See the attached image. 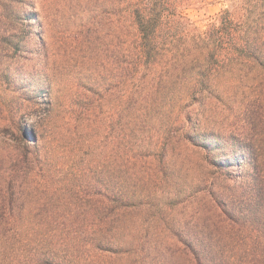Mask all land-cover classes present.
<instances>
[{"label":"rangeland","instance_id":"1","mask_svg":"<svg viewBox=\"0 0 264 264\" xmlns=\"http://www.w3.org/2000/svg\"><path fill=\"white\" fill-rule=\"evenodd\" d=\"M167 2L175 57L160 58L140 92L131 0H0V264L31 263L52 210L70 222L117 189L133 197L130 230H147L151 248L207 242L216 200L239 195L255 155L264 168V67L226 60L228 49L211 58L207 43L226 11L243 22L242 0ZM261 10L252 36L263 46ZM148 261L162 264L156 252Z\"/></svg>","mask_w":264,"mask_h":264},{"label":"trees","instance_id":"2","mask_svg":"<svg viewBox=\"0 0 264 264\" xmlns=\"http://www.w3.org/2000/svg\"><path fill=\"white\" fill-rule=\"evenodd\" d=\"M242 2L248 12L243 22H234L226 11L207 35V43L214 50L211 58H219L221 51L228 49L224 59L233 57L264 67V45L252 36L258 20L253 14L262 9L260 14L264 15V0ZM167 4V0H131L132 72L144 69L135 85L136 89L141 87L140 92L148 86L147 77L154 73L159 59L169 54L175 57L174 37L165 32V25L171 22ZM165 86L159 78L151 88L160 92ZM144 101H149L148 94H144ZM138 102V98L131 100L132 105ZM257 160L255 155L254 163L245 164L239 174L243 180L239 195L216 200L217 231L207 242L181 238L165 247L155 242L151 248L147 230H130L133 197L123 190H108L88 209L72 214L70 222L63 220L62 210H52V220L39 235L30 264H111L103 262L104 257L126 258L122 264H152L148 261L150 252H156L162 264H176L175 253L184 264H264V168L256 164Z\"/></svg>","mask_w":264,"mask_h":264}]
</instances>
